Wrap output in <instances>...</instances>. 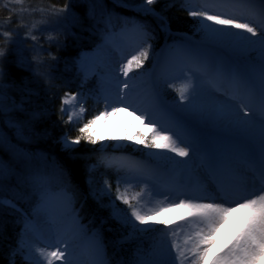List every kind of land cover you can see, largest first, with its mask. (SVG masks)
Returning a JSON list of instances; mask_svg holds the SVG:
<instances>
[{"label":"snow or ice","instance_id":"snow-or-ice-1","mask_svg":"<svg viewBox=\"0 0 264 264\" xmlns=\"http://www.w3.org/2000/svg\"><path fill=\"white\" fill-rule=\"evenodd\" d=\"M14 2L22 4L23 0ZM4 7L12 11L9 3ZM52 7V16L42 21L55 33L48 38L50 44L60 46L61 35L79 38L90 33L100 39L94 50L99 56L109 51L117 35L134 39L131 51L117 62L128 80L109 74L116 84V103H126L123 97L129 95L124 91L131 87L129 73L133 68L143 70L145 61L160 63L162 57L164 74L169 70L187 73V82L178 89V101L169 104L156 91L149 100L152 111L140 109L141 114L135 116L141 123L147 118L145 127L151 132V137H141L139 143L166 150L153 155L161 158L167 183L177 191L179 202H157L145 211L143 197L128 195L127 188L121 191V184L153 173L136 162L100 157L102 164L126 169L117 180L115 200L128 207L117 205L110 198L111 183L105 180L104 186L98 187L93 175L96 165L88 164V158L77 150L82 140L96 142L92 126L107 111L79 127L74 138L56 136L46 94L59 79L58 57L51 55L49 61L35 54L29 59L25 41H20L14 52L2 47L0 193H11L0 197L2 264H189V254L190 264L264 261V0H189L186 10L197 32L203 34L199 43L191 38L173 41L166 14L168 0H68L59 8ZM11 22L10 15L5 24ZM25 27V36L35 41L36 24ZM2 35L6 44L12 42L13 30L5 28ZM159 41L163 44L160 55H156ZM88 56L81 53L75 60L85 82ZM71 63V58L65 61L66 71ZM111 94L105 95L106 107ZM76 104H80V93L66 92L61 97V119L67 115L69 122H75L78 118L69 108ZM127 106L112 107V112L125 111ZM157 111L163 113L170 127H155L153 112ZM80 112H86L82 104ZM129 114L134 115L135 110ZM45 145H59L63 155ZM197 159L215 184L189 192L183 177ZM78 164L84 169L87 191L75 182ZM97 192L109 196L108 202L100 200ZM89 196L96 198L100 207L110 209L99 224L95 219L89 225L81 223L75 207L79 199L86 203ZM178 208L189 210L197 228L183 243L171 229L151 223ZM235 214H242L238 234L222 250L213 252L221 228ZM10 223L15 241L8 244ZM161 223L167 225L168 221ZM105 230L112 234L108 242ZM146 237L152 240L148 247ZM81 243L78 254L76 248Z\"/></svg>","mask_w":264,"mask_h":264},{"label":"rangeland","instance_id":"rangeland-1","mask_svg":"<svg viewBox=\"0 0 264 264\" xmlns=\"http://www.w3.org/2000/svg\"><path fill=\"white\" fill-rule=\"evenodd\" d=\"M185 4L189 2V0H184ZM5 3H9L10 7L14 15L17 16L19 22L5 24L6 20H0V36H2L5 41V37L2 35V32L6 29L15 30L14 26L18 24L17 28L24 29L23 33L13 32L12 42L8 43V48L10 49L11 45L16 42L18 45L20 41H25L23 47L28 49L27 56L29 59L37 50L32 51V48H35L39 44V38H43L46 40L44 45H50L49 36L55 35L51 31V28L48 25H45L42 21L45 18H49L53 14V7L50 8H42L43 12L40 11L41 8H34L32 6L26 5L24 2L22 4H16L14 0H0V6L4 7ZM49 7V6H48ZM8 9V8H5ZM23 9V11H21ZM188 13V11H186ZM189 18H192L188 13ZM193 19V18H192ZM194 21V19H193ZM32 24H36V28L33 30V34L37 37L35 41L31 38L25 36V32L27 31V25L30 27ZM196 27V26H195ZM174 32H171L172 35ZM193 35H189L188 33H182V39L191 38L193 42L197 43L203 39V34L198 33L197 29L193 31ZM17 37V39H16ZM60 42H62L63 35L59 36ZM181 42V41H180ZM179 43V42H177ZM52 45H56L55 42L51 43ZM159 44H163V41H160ZM12 47L13 52L15 48ZM98 45V44H97ZM134 46V39L131 37H122L117 35L114 38V43L110 46L109 51L107 53H100L99 56L94 52L97 46H95L91 50L81 51L78 54V57L81 53L89 54L88 59L86 61L87 71H88V79L85 82L83 79V85H86L90 88L91 93L97 96V99L89 98L87 101V97L80 95V104H76L74 108L70 107L69 112L73 114L75 118H78L75 122H72L77 125L83 126L86 123V112H80L81 104L86 108V111L89 109V112L92 114L99 115L101 112L107 111V115L97 120L96 123L92 126V135L96 143H98V152L103 154L106 149L112 150L115 154L108 156L109 158H116L117 160H126L128 162H136L143 166H145L151 173L146 174L143 177H137L135 179H130L128 184H121V191H124L127 188V194L135 196L139 194L143 197L142 203L147 204V208L144 210L154 207L157 202L167 203L169 201L179 202L177 199L178 193L175 191L168 183V176L165 174L162 166L161 158L153 155V153H157L160 151H166L161 149L149 148L146 144L139 143V139L141 137L148 139L151 137V132L146 129L145 125H147V118L144 119V123H141L140 120H137L135 116H139L140 109H148L152 111L150 107V97L156 92L159 91L165 100L171 104L173 100H179V92L178 89L184 85L187 81L185 76L187 73H180L179 71L169 70L166 74H164V69L162 68L163 58L161 57V62L157 63L155 59L152 61H145V64L142 66L143 70L133 68V70L129 73V76L132 79L129 81L130 89H124L125 92H128L129 95L127 97H123L126 103H116V95L114 94L116 84L115 81L111 79V75L115 74L119 76L121 81L128 80V77H125L123 73L119 71L120 64L117 63L121 61V57L124 54H127L131 51V48ZM160 45L156 48V55H160ZM1 48V47H0ZM77 57V58H78ZM130 58V57H127ZM126 63V59L123 60ZM79 70L82 72L84 77V72L81 70L80 65L76 63ZM135 73L136 75H133ZM167 79V83L165 80ZM120 88H123V85H119ZM108 92H112L113 94L109 95V101H113L114 106L117 108H124L127 106V110L125 111H117L112 112V107L107 106L105 104V95ZM99 97V98H98ZM115 98V99H113ZM75 103V102H73ZM134 115H130V112H134ZM93 112V113H92ZM67 120L68 116L64 115ZM93 116V117H94ZM93 117L89 118L92 119ZM153 119L157 121L155 127L159 128L161 124L165 127H170V124L167 122V118L161 112H153ZM137 133L140 136H137ZM131 137V139H129ZM128 151V152H126ZM136 155H140V157H136ZM171 156H175V153H169ZM177 159H184L177 157ZM93 175L95 181L97 182L98 187L104 186V181L108 180L107 176L101 171L97 172L93 169ZM115 170L118 168L115 166ZM121 176L117 177L112 183V192L111 199L115 200V189L117 185V180L120 177H123L126 174V169H122L120 171ZM131 175V174H129ZM202 175H207L206 169L201 166L200 161L197 159L192 162L191 168L189 171L184 173L183 182L187 186L186 190L192 192L193 189V180L194 178L203 177ZM130 185V186H129ZM87 191V186H85ZM90 199L98 204L97 199L89 196ZM97 197L102 200L104 203H107L109 200V196L102 195L97 192ZM180 198H183L182 196ZM135 203V201H133ZM115 203L119 205L121 208L127 209V205H124L121 201L115 200ZM99 206V204H98ZM100 207V206H99ZM177 216L172 218L166 213L160 216V219L154 223L157 228H168L176 233V238L179 242L183 243L186 236L194 235L197 231V228L193 225L190 217L188 216V209L178 208ZM100 211L104 214L105 217L109 215L110 209L100 207ZM100 220V217H98ZM237 219V217H236ZM234 221V227L230 228L227 231V234L222 233L215 245L213 246V252H218L222 250L229 242L235 238V235L238 234L240 230V225L242 222V214L239 215V218ZM162 221H168V224L165 225L161 223ZM81 223L82 220H81ZM99 223V221H98ZM84 224V223H83ZM106 233H108L105 230ZM111 236L112 234L109 233ZM112 238V237H111ZM110 238V240H111ZM148 241L145 242V246L148 247L152 244V240L150 237H146ZM43 246V245H41ZM83 243L77 246L76 251L79 254L82 251ZM110 249V248H109ZM191 260V254H189V264ZM57 264H60L58 261ZM210 264V261H209ZM260 264H264L261 263Z\"/></svg>","mask_w":264,"mask_h":264},{"label":"trees","instance_id":"trees-1","mask_svg":"<svg viewBox=\"0 0 264 264\" xmlns=\"http://www.w3.org/2000/svg\"><path fill=\"white\" fill-rule=\"evenodd\" d=\"M26 5L32 6L34 8H50L52 6H56L57 8L63 6L68 0H23ZM183 0H168L169 7L166 10V14L170 21V28L172 31L175 32H186V33H193L196 30L195 24L193 19L189 18L187 12L182 8ZM49 6V7H48ZM117 11H122L121 9H117ZM11 15L12 21L14 23H18L19 19L13 12H10L8 9L3 8L0 6V20H6ZM18 24L14 26L15 30L13 32L23 33L24 29L17 28ZM79 31V30H77ZM194 34V33H193ZM174 39V37L172 36ZM2 36H0V47H6V42ZM17 39V37H16ZM63 41L61 45H44L43 38H39V44L36 47L37 52L35 54L40 55L46 60H51V55H55L58 57V67L56 69V75L59 77L55 81L56 87L52 89L51 92L46 94V97L49 101L50 108H51V121H55V128L54 134L56 136L60 135H67L71 138L79 135V127L81 125L74 124L69 122L65 116L61 119L60 117V105H61V97L64 96L66 92L77 93L82 89L81 82H82V75L78 70L75 58L82 50L90 49L93 45L100 42L98 36L92 35L90 33H82L79 35V38L72 37V36H63ZM160 41L158 42L159 45ZM10 49L12 47H16L18 45L16 42L14 44H10ZM19 46V45H18ZM8 47V46H7ZM16 49V48H15ZM71 58L72 63L69 66V70H65V61ZM54 93V95H53ZM85 119L86 121L89 118L93 117L95 114L89 112V109L86 112ZM93 113V112H92ZM51 147V150L55 153L63 155L59 153V145H45V147ZM78 152L84 154L88 158V164L96 165L97 172H103L110 183L113 182L114 174L110 169H107L101 162H100V153L98 150V143H91L88 141H81L80 145L78 146ZM83 162H81L82 164ZM81 164L77 165L78 171L75 176V182L78 183L82 189L86 191V184H85V175L84 169ZM94 171V170H93ZM11 193L3 192L0 193V197H7L10 196ZM80 213L82 216H89L88 222L95 219L96 223H98V217L102 218L105 217L104 214L100 211V207L98 204L93 202L91 199L88 198L87 202H83V208L80 209ZM18 230V229H17ZM8 235L11 237L6 243H14L15 241V232L13 229L12 224L10 223L8 226ZM106 242L110 241L108 236H105ZM112 237V235H111ZM111 247V246H110ZM2 264V261H0Z\"/></svg>","mask_w":264,"mask_h":264},{"label":"bare ground","instance_id":"bare-ground-1","mask_svg":"<svg viewBox=\"0 0 264 264\" xmlns=\"http://www.w3.org/2000/svg\"><path fill=\"white\" fill-rule=\"evenodd\" d=\"M113 99H115V98H113ZM108 106H109V107H113V106H114V103H113L112 100H110ZM202 176H204V175H202ZM210 178L213 179L212 177H210ZM214 184H215V183H214ZM214 184H213V185H214ZM207 185H208V184L206 183L205 178H204V177H200V178L197 179V181H196L195 191L197 192V191H199V189H200L201 187H203V186H207ZM178 210H179V209H176V210H174V211H169V212H166V214L169 215L170 217L174 218V217L177 216ZM239 215H240V214H235V215L232 217V219H230V220L227 222V224H226L223 228H221V230H220L218 236H220L222 233L227 234V231H228L230 228H233V227H234V225H233V224H234V221H235L236 217H237V219L239 218ZM159 219H160V216L157 217V220H156L155 222H151V223H156ZM237 219H236V220H237ZM214 246H216V245H214ZM261 263H264V261H261Z\"/></svg>","mask_w":264,"mask_h":264}]
</instances>
